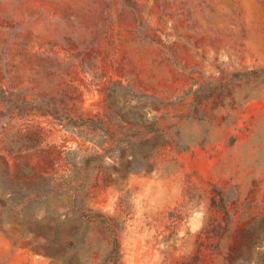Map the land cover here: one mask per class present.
Returning a JSON list of instances; mask_svg holds the SVG:
<instances>
[{
  "label": "rangeland",
  "instance_id": "374dc122",
  "mask_svg": "<svg viewBox=\"0 0 264 264\" xmlns=\"http://www.w3.org/2000/svg\"><path fill=\"white\" fill-rule=\"evenodd\" d=\"M0 264H264V0H0Z\"/></svg>",
  "mask_w": 264,
  "mask_h": 264
}]
</instances>
